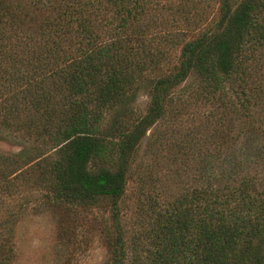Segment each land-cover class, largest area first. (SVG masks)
I'll list each match as a JSON object with an SVG mask.
<instances>
[{"label":"trees","instance_id":"obj_1","mask_svg":"<svg viewBox=\"0 0 264 264\" xmlns=\"http://www.w3.org/2000/svg\"><path fill=\"white\" fill-rule=\"evenodd\" d=\"M217 2L202 22L151 0H0V143L20 147L0 153V208L29 185L106 210L107 264H264V0Z\"/></svg>","mask_w":264,"mask_h":264},{"label":"rangeland","instance_id":"obj_2","mask_svg":"<svg viewBox=\"0 0 264 264\" xmlns=\"http://www.w3.org/2000/svg\"><path fill=\"white\" fill-rule=\"evenodd\" d=\"M153 3L172 6L167 12L170 17L210 20L217 13V0H151ZM198 7V8H197ZM186 18V19H187ZM188 19V20H189ZM178 52L175 51L173 54ZM196 78H191L185 89L195 88ZM148 98L140 95L136 105L143 111ZM187 114H184L186 117ZM0 143V153L9 155L19 152V145L12 139ZM20 188V187H19ZM135 183L128 189L129 202L126 204L128 215L124 219L126 234L136 230L132 225L138 216L132 206ZM0 208V220L14 219L13 245L14 256L11 264H107L109 251L98 226V221L108 215L106 210L71 212L64 208H52L45 204L44 192L38 187L23 185L15 195L4 197ZM2 222L0 221V224ZM1 229V228H0Z\"/></svg>","mask_w":264,"mask_h":264}]
</instances>
